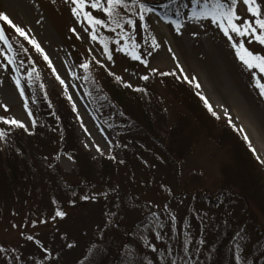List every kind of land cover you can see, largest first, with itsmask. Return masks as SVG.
<instances>
[{"label": "rangeland", "instance_id": "rangeland-1", "mask_svg": "<svg viewBox=\"0 0 264 264\" xmlns=\"http://www.w3.org/2000/svg\"><path fill=\"white\" fill-rule=\"evenodd\" d=\"M147 2L151 3L150 0ZM186 2L190 9L177 19L183 25L179 31L156 12L146 14V27L139 28V34L134 35L141 45L143 58L149 61L145 66L116 51H113L114 62L106 61L102 47L82 31L87 27L86 22H76L70 12L71 5L65 0H0V12L23 27L29 36L35 37L69 86L65 91V86L55 79L51 69L43 73L49 91L56 88L71 109L72 103L76 104L75 120L70 119L69 122L75 127L79 147L93 160L98 172L102 170L101 155L94 148L84 146L90 141L99 144L105 150V156H115L112 163L118 168L108 185H82L92 183L89 176L82 173L70 158L57 156L58 137L49 139L44 154L57 159L62 172L58 175L51 168L43 167L35 180L22 186L21 192L12 197L7 195L0 203V247L5 249L0 252V264H81L89 248L108 242L120 246L121 251L126 246L136 253L134 259L139 253L140 264H167L168 249L172 250V258L180 261L183 256L180 242L188 233L194 245L190 252L200 264H217L220 256L233 257L236 242L242 243L247 264H264L258 233H264V218L253 206L249 207L252 212V217H249L239 206L207 207L194 198L197 193H212L217 186L219 166L225 157L215 143L205 138L194 139L188 152L179 159L178 168H174L166 153H162L160 148H151L147 132L121 134L98 113V106L89 94L79 67L92 55L106 62L104 68L108 72L140 87L144 96L146 89L152 90L161 110L153 114L156 129L160 137L167 138L168 144L165 145L172 150L175 144L169 142L167 130L181 107L170 94V88L163 81L164 76L159 73L175 72L180 77L195 78L191 84L199 83L204 97L223 121L231 119L235 128L243 129L257 156L264 161V98L259 97L250 76V71L255 70L247 69L236 58L232 43L245 41L246 46L261 54H264V46L255 41L248 44L247 37L235 34H232L234 41H229L218 25L187 19L192 0ZM257 3L264 15V0H257ZM236 12L241 18L252 19L243 0H239ZM3 24L7 23L0 21V25ZM73 27L80 38H77V33L69 31ZM101 34L112 38L109 47L114 49L116 34L107 33V29H101ZM16 36L26 48L32 47L18 34ZM152 37L160 44L158 49L152 47ZM0 47L4 45L0 43ZM150 51L152 54L148 55ZM3 62L0 58V63ZM177 64L183 73L177 69ZM11 67L0 68V115L24 121L32 132L33 127L24 108L25 99L29 105L31 86L22 75L11 71ZM152 68L158 71L152 73ZM143 75H148L149 79H140ZM13 77L21 80L25 88L24 97L20 96ZM68 95L73 96V101L67 99ZM55 108L58 109L57 106ZM77 113L80 120L76 119ZM140 122L143 123L137 118L133 123L141 128ZM85 128L90 136L85 133ZM105 137L112 141L111 151L106 147ZM141 143L145 146H140ZM92 179L100 180V177L92 176ZM83 196L90 199L83 200ZM57 209L66 215L56 217ZM169 213L176 217L174 224ZM33 220L38 222L33 224ZM157 232L164 238L156 240ZM28 235L41 244L27 240ZM200 238L206 243L198 245ZM146 241L155 243L159 251L152 253ZM68 244L74 246L69 248ZM196 246L201 248L200 252L195 251Z\"/></svg>", "mask_w": 264, "mask_h": 264}, {"label": "trees", "instance_id": "trees-1", "mask_svg": "<svg viewBox=\"0 0 264 264\" xmlns=\"http://www.w3.org/2000/svg\"><path fill=\"white\" fill-rule=\"evenodd\" d=\"M150 1L149 6L156 9V13L162 18L168 16L171 19H177L190 9L186 0ZM238 3L239 0H237V5ZM163 4H167L168 7H161ZM177 10L181 15H176ZM0 27L5 29L10 42L17 50L19 73L27 81L26 70L35 68L39 73L38 77L33 74L32 82H28L31 86L29 99L30 110L33 113L31 118L37 121L36 126L33 127L32 132L15 129L6 143L4 141L0 143V203L7 198V195L12 197L17 192H21L22 186L28 181L35 180L43 167L51 168L60 175L62 170L57 159L45 155L43 151L48 140L55 136L58 137L59 144L57 156L71 157L81 172L89 176L88 179L92 181V183L82 185H108L111 177L118 172V168L114 166L110 157L101 155L102 170L98 172L93 160L79 147L75 127L69 122L70 119H74V112L56 88L48 90L47 83L39 69L40 67L44 73L49 72L47 62L32 47L28 48L29 51L26 54L20 51L19 45L22 43L12 29L7 24L0 25ZM109 32L110 30L107 29V33ZM21 60L24 61L23 64H20ZM88 62L91 67L87 72L82 69V72L84 79L87 77L85 82L89 87L90 96L98 106V113L105 117L111 126L121 134L129 132L134 135L140 131L147 132L146 138L150 140L151 148H160L162 153H166L169 163L174 168H178L179 159L185 156L194 139L205 138L214 142L225 157L219 166L217 186L212 193H197L194 198L207 207L239 206L249 217H252L249 207L253 206L264 218V166L260 159L257 160L256 152L254 154L252 151L253 147L249 148V141L244 140L243 132L223 121L218 114V118L211 115L197 95V92L202 93L200 89L185 82L182 77L177 79L178 75L163 77L164 83L170 88L168 89L170 94L181 107L167 130L169 142L175 144V149L172 150L165 145L168 144L167 138L160 137L156 129L154 115L160 107L153 91L146 89L144 96L143 91H134L125 87L122 82H117L104 67L95 63L92 55ZM137 118L143 121V123L140 122L141 128L134 125ZM140 146L145 145L141 143ZM127 160L126 154L125 162ZM92 176L100 177V180H93ZM258 233L261 258L264 260V233L261 231ZM91 248H93V254L86 253L82 257L81 264H121L120 246L108 242ZM221 253L224 254V251L222 250ZM219 258L220 262L217 264H234V258L231 255ZM134 260L136 264H140L139 253Z\"/></svg>", "mask_w": 264, "mask_h": 264}, {"label": "snow or ice", "instance_id": "snow-or-ice-1", "mask_svg": "<svg viewBox=\"0 0 264 264\" xmlns=\"http://www.w3.org/2000/svg\"><path fill=\"white\" fill-rule=\"evenodd\" d=\"M55 2V0H53ZM174 2V0H173ZM65 3L71 5L70 12L73 17L76 18V22H86L87 27H84L82 31L87 34V36L92 40L98 42V44L102 47V54L106 58L108 62L113 61V51L124 53L126 56L130 57L132 60L140 61L145 66L148 65L149 61L143 58V54L141 51L140 43L134 38V35H138V29L146 27V14H154L156 9L149 6L147 0H65ZM243 4L247 6V12L251 14L252 19L241 18L236 12L237 0H192V9L187 14V19L196 20L199 22L209 21L212 24L218 25L219 29L223 32L224 36L228 38L229 41H234V36L238 37H247V43L251 44L252 41H255L258 45L264 46V15L261 13L260 5L257 3V0H243ZM163 8H167V4L161 5ZM185 7H187L185 5ZM100 13V14H94ZM176 15L179 16L181 13L177 10ZM136 17V19H133ZM170 24L174 25L176 30L179 31L183 26L180 21L172 20L171 17L165 16L163 17ZM0 21H5L7 25L10 26L11 29L14 30L16 34L23 38L32 48L39 53L45 62H47V66L53 74L55 75V79L59 81L61 85L65 86V91L69 87L66 84L65 79H63L60 74L57 72L53 61L50 59L49 55L45 52L44 48L41 46L39 42L35 39L34 36H29L28 32L21 26L15 24L9 17L3 12H0ZM101 29H109L111 33H115L117 39L115 41V48L109 47L110 36H104L101 34ZM131 29V31H129ZM69 31L73 33H77V29L75 27L69 29ZM77 38H80L79 33H77ZM0 43L4 45V47H0V58L4 61L0 63V68H8L11 67V71L18 72L19 69L16 66V62L19 59V55L17 50L14 49L13 44L10 42L9 36L6 34V31L3 27H0ZM147 43V41H145ZM152 47L154 49H158L160 44L157 43L156 38L152 37ZM232 48L235 50L236 58L250 71V76L252 82L254 84V88L258 89V95L261 98H264V54L259 52H254L248 46H246L245 41H234L232 43ZM20 51L23 53H27L29 51L23 44L19 45ZM171 52V49H169ZM151 51L148 55H151ZM30 59V58H29ZM95 63L101 65L102 67H106V62L99 58L93 57ZM175 59V56H173ZM24 61L21 60L20 64H23ZM80 68L84 69L86 72L91 67L90 63L86 60L79 65ZM177 69L180 73H183V69L177 64ZM152 73H156L158 70L155 68L150 69ZM28 82H32L33 74L37 77L39 73L36 72L35 68H31L30 70H26ZM258 73L260 75H258ZM162 76L173 75L176 76V73H159ZM109 75H112L117 82H122L123 85L127 88L133 89L134 91H143L142 89L133 86L131 83L122 81V77L119 75H115L114 73L109 72ZM177 79H180V76H176ZM183 80L188 83H192L195 78L190 79L187 75H183ZM16 88L19 89V94L21 97L25 96V88L21 84V80L18 77H13ZM87 79V77H85ZM142 80H148V75H143L140 77ZM43 87V85H41ZM197 89L200 88L199 83L195 84ZM90 94V93H89ZM197 95L203 101L207 110L211 113L213 117H217V113L213 110L211 104L208 102L207 98L203 96L202 93L197 92ZM67 99L71 102L73 101V96L68 95ZM4 111L7 112V106H3ZM24 108L27 110V117L30 119L31 127L36 126L37 121L35 119H31L33 113L29 109V105L27 100L24 101ZM72 111L77 112L76 104L72 103ZM227 115V113H225ZM218 118V117H217ZM77 120H80V116L77 113ZM228 123L231 125L232 121L229 119ZM235 128V125H232ZM81 127L84 125L81 123ZM15 129H23L25 132H30L29 124H26L24 121L11 117L0 115V141L7 142L9 135ZM85 133L89 136L90 132L85 128ZM101 131H103L101 129ZM238 131L243 132V129L240 128ZM244 140L248 141V136L244 135ZM106 147L109 151H111L112 141L105 137ZM86 148L92 147L95 149V152L99 155H105V150L101 148L99 144H96L92 141L86 143L84 145ZM249 148H251V143L249 142ZM255 154V149H252ZM71 159V157H69ZM111 159L115 160V156H111ZM259 156H257V160H259ZM264 163V161H261ZM123 163V161H121ZM95 199V197H91ZM83 200H88L90 197L83 196L81 197ZM75 203V201H71ZM165 209H167V205H165ZM65 212L60 209L55 211L56 217L63 218L65 216ZM170 220L172 223H175L176 217L169 213ZM38 221L33 220L32 223L36 224ZM43 222V221H40ZM15 227V225H13ZM24 235V233H21ZM27 240L34 241L36 244H41V242L33 237L32 235H28ZM163 234L157 232L155 239L161 240L163 239ZM241 239H243V235L241 234ZM146 246L151 250L152 253H156L159 251V248L155 243L145 242ZM205 240L200 238L197 241L198 245L205 244ZM73 244H68L67 247H73ZM193 245V239L190 233L186 234L185 239L180 242V248L183 253V256L180 257V261L182 264H200L198 258H193V254L190 252V247ZM5 251L3 247H0V252ZM44 251L47 252L48 249L45 247ZM196 252H200L201 248L199 246L195 247ZM169 257L167 264H180L176 258H172V250L168 249ZM89 254H93V248L88 249ZM136 253L128 250L126 246L123 248L121 252L122 260L121 264H136L134 257ZM234 264H247V259L243 254V245L240 242H236L233 251ZM163 260V257H160Z\"/></svg>", "mask_w": 264, "mask_h": 264}]
</instances>
